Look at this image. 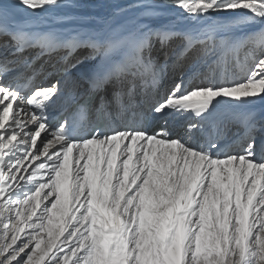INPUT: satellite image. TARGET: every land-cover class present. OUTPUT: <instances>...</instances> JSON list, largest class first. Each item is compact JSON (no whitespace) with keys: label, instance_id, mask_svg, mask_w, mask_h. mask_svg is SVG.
<instances>
[{"label":"snow or ice","instance_id":"snow-or-ice-1","mask_svg":"<svg viewBox=\"0 0 264 264\" xmlns=\"http://www.w3.org/2000/svg\"><path fill=\"white\" fill-rule=\"evenodd\" d=\"M61 6L0 0V264H264V120L240 111L264 99V0H152L193 26L104 41L30 18ZM79 47L99 56L83 123L56 114L61 79L37 82L45 56ZM130 59L153 87L169 65L182 74L143 102L109 94Z\"/></svg>","mask_w":264,"mask_h":264},{"label":"bare ground","instance_id":"bare-ground-1","mask_svg":"<svg viewBox=\"0 0 264 264\" xmlns=\"http://www.w3.org/2000/svg\"><path fill=\"white\" fill-rule=\"evenodd\" d=\"M4 2L11 4L14 3V0H4ZM151 3L152 0H62L61 7L50 9L45 13H40L30 18L40 27H51L66 33L78 32L100 41L127 36L129 33L136 32L143 25L177 30L193 26L190 20L178 14L177 9L161 6L148 12L142 6ZM12 11L18 19L28 15L23 9L13 8ZM258 28L259 26H253L246 30L254 31ZM256 39L258 42L261 39L259 32L256 34ZM176 44L177 41L174 40L168 48L161 49L159 44L154 42L153 59L162 63L164 54L174 48ZM59 54L57 57H44L40 62L38 68H40L42 74L37 82L49 83L61 79L62 94L55 106V112L58 116L61 113L70 116L71 108L79 102L85 94L86 88L78 80L75 73L79 68L99 61V56L97 55L96 58H93L92 49L81 47L77 54L68 61L69 65L72 66L70 70L71 79L65 83L60 72L62 65L58 62L61 57H65V53L60 51ZM147 56L148 53L145 52V57ZM181 74L180 66L169 65L161 76L158 85L153 87L150 83V77L143 73V69L138 68L132 73L123 74L119 81L112 80L107 89L109 94L114 89L122 92L133 89L136 99L143 102L154 95L157 90L159 93H164ZM73 81L78 82L81 86L77 87ZM123 98L127 102V96ZM108 99L114 107L115 101L111 95L108 96ZM96 101L97 97L95 95L94 102L96 103ZM240 111L253 113L258 121L264 120V99H261L258 95L252 98V102L244 106Z\"/></svg>","mask_w":264,"mask_h":264},{"label":"rangeland","instance_id":"rangeland-1","mask_svg":"<svg viewBox=\"0 0 264 264\" xmlns=\"http://www.w3.org/2000/svg\"><path fill=\"white\" fill-rule=\"evenodd\" d=\"M81 52V51H80Z\"/></svg>","mask_w":264,"mask_h":264}]
</instances>
